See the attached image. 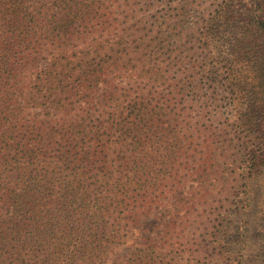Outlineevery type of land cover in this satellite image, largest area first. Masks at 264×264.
Listing matches in <instances>:
<instances>
[{
  "label": "trees",
  "instance_id": "1",
  "mask_svg": "<svg viewBox=\"0 0 264 264\" xmlns=\"http://www.w3.org/2000/svg\"><path fill=\"white\" fill-rule=\"evenodd\" d=\"M119 1L0 0V264H182L186 253L207 264L209 251L213 264H243L253 205L264 218V189L253 187L264 140L242 159L226 118L211 123L222 116L213 60L204 55L203 77L185 75V52L165 35L176 16ZM226 60L216 81L234 97L223 79L236 60ZM236 125L245 141L253 124ZM239 175V203L224 205Z\"/></svg>",
  "mask_w": 264,
  "mask_h": 264
},
{
  "label": "rangeland",
  "instance_id": "2",
  "mask_svg": "<svg viewBox=\"0 0 264 264\" xmlns=\"http://www.w3.org/2000/svg\"><path fill=\"white\" fill-rule=\"evenodd\" d=\"M122 2L123 0L119 1V3ZM137 7L149 8L150 14L159 10L162 13L170 12L176 16L174 20L178 24L165 35L173 42H178L180 50L185 52V67L182 69L185 75L195 74L197 77H203L208 68L206 64L202 65L204 55H208L209 59L213 60L212 64L215 65L218 75L216 76L213 71L216 79L210 89L218 93L220 98L218 108H220L222 116H214L211 123L217 127L226 118L230 142L234 143V150H237L239 155L242 154V159H244L243 156L247 154L246 150H243L244 145L251 148L260 140H264V115L262 111H256L259 106L257 103L261 101L260 99L256 100V96L262 95V93H257L253 87V82L257 78L252 72L254 68H259L260 61L258 58H253L252 54L258 50L257 56H261L260 54L264 51L263 35L256 22L260 19L264 20V0H143ZM241 31L247 36V38L243 36L245 38L243 39V51H246L247 55L238 61L239 55L232 51L231 47L236 46L239 42L242 36ZM167 41L170 40L167 39ZM226 58V64L231 59L236 60L235 63H229L234 66V69L231 74H227L226 79H223V81L229 80L232 83H230V88L234 97L220 88L219 82L216 81L223 76V72L221 68L218 69V66L223 64V60ZM243 63L246 65L244 68ZM242 122L253 124V129L249 131L245 141H243L246 133L245 127L236 125ZM257 128L261 130L258 131ZM218 139L216 138L215 141L219 142ZM248 164L247 162L246 168ZM244 166L241 159L232 163V167L235 169ZM253 172L256 174L253 187L261 186L264 189V160L259 161L253 167ZM231 174L233 175V171ZM241 176H238L236 183L231 182L230 179V192L228 196L222 198L223 201L226 200L224 205H238L242 196L241 190L244 188V180ZM262 189L260 193H262ZM214 206L221 207L220 204H214ZM256 209L257 206L253 205L249 215V232L246 238L247 247L244 251L243 264H254L252 259L256 257L255 261H258L262 257V250H264V218L260 217ZM159 210H155L145 224V230H150L152 234L163 227L157 218ZM234 248L235 245L228 242L224 249L226 251L224 255L233 256ZM184 257L185 260L182 264H187L189 254L186 253ZM216 257L215 253L209 251L205 257V259L209 258L206 260L207 264H213L217 260Z\"/></svg>",
  "mask_w": 264,
  "mask_h": 264
}]
</instances>
